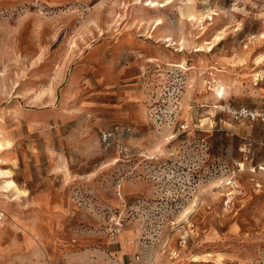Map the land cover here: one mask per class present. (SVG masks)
<instances>
[{"label":"rangeland","instance_id":"374dc122","mask_svg":"<svg viewBox=\"0 0 264 264\" xmlns=\"http://www.w3.org/2000/svg\"><path fill=\"white\" fill-rule=\"evenodd\" d=\"M242 108L264 0H0V264H264Z\"/></svg>","mask_w":264,"mask_h":264},{"label":"built area","instance_id":"2783aa9c","mask_svg":"<svg viewBox=\"0 0 264 264\" xmlns=\"http://www.w3.org/2000/svg\"><path fill=\"white\" fill-rule=\"evenodd\" d=\"M236 114H239L241 116H251L254 119H260L262 122H264V110L263 111H253L248 108H242L240 111H236Z\"/></svg>","mask_w":264,"mask_h":264},{"label":"bare ground","instance_id":"6f19581e","mask_svg":"<svg viewBox=\"0 0 264 264\" xmlns=\"http://www.w3.org/2000/svg\"><path fill=\"white\" fill-rule=\"evenodd\" d=\"M154 2H156V1H154ZM10 184V183H9Z\"/></svg>","mask_w":264,"mask_h":264}]
</instances>
